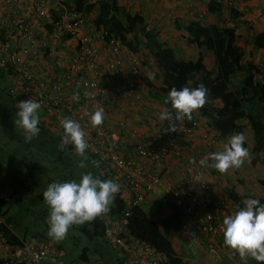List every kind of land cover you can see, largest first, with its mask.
<instances>
[{
  "label": "built area",
  "instance_id": "1",
  "mask_svg": "<svg viewBox=\"0 0 264 264\" xmlns=\"http://www.w3.org/2000/svg\"><path fill=\"white\" fill-rule=\"evenodd\" d=\"M96 13L82 11L65 0H0V69L11 79L14 102L32 99L50 124L62 133L59 121H78L88 148L104 179L119 184L124 208L117 214L109 210L102 219V237L116 248V264H183L171 262L164 253L129 231L130 210L147 196L171 204L183 214L180 237L206 253L211 264H245L239 255L223 244L222 219L238 205L215 196L197 156H182L183 167L174 180H164L161 168L171 154L179 155L176 144L192 133L186 120L176 131H166L167 121L148 124L138 134L129 130L124 119L110 125L108 110L120 96L134 107L146 87L142 73L141 50L125 38L110 34L95 20ZM78 95L79 100L73 96ZM104 113L103 123L95 128L90 116ZM214 139L207 140L209 146ZM195 161V162H190ZM0 225L11 226L0 217ZM18 238L9 243L0 229L1 264H62L64 253L46 244L43 238ZM249 259L248 264H252Z\"/></svg>",
  "mask_w": 264,
  "mask_h": 264
},
{
  "label": "trees",
  "instance_id": "2",
  "mask_svg": "<svg viewBox=\"0 0 264 264\" xmlns=\"http://www.w3.org/2000/svg\"><path fill=\"white\" fill-rule=\"evenodd\" d=\"M65 1L72 3L77 10L84 14L95 11L96 23L104 27L108 36L114 34L125 38L124 34L129 33L128 44L133 49L146 50L152 55L157 70L161 74L162 86L160 90L162 92H168L173 86L179 89L184 86L196 87L203 83L208 90L206 103L196 111L205 115L209 120V125L220 135L242 133L245 124H247L253 135L251 151L262 155L264 160V72H256L258 76L262 77L261 81L253 80V73L250 71L251 62L243 60L242 48L235 44L230 34H226L224 41L221 40L220 30L223 31L226 26L223 25L219 28L214 25L204 26L193 20L181 25L188 33L186 41L188 43L195 42L199 49L198 57L187 61L175 55L172 47L159 42L155 31L147 29L138 14H129L122 6L117 5L116 0ZM219 9L220 6L217 3L210 1L206 11L214 13ZM237 14L236 9L232 8L227 16L234 18ZM246 39L247 41L244 39L245 42L260 48L264 53V36L262 34L255 35L247 32ZM208 51L212 52L211 67H206L203 62V57ZM6 73L0 69V76L7 77ZM236 74L240 75L239 79H236ZM144 81L147 86H150L148 81ZM10 89L11 84L10 88H6L7 95H11ZM151 94L157 96V94ZM166 107L168 106L166 105ZM186 122L191 123L187 120ZM98 176L102 178L101 175ZM261 185L264 187V181H261ZM10 197H0V216L9 223L11 221L8 216H5L7 209H4V204ZM123 201L122 193L118 192L113 204L109 207L110 212L112 214L119 213L124 208ZM260 201L264 203L263 199ZM238 202L242 206L241 201L238 200ZM128 227L130 233L164 253L171 262L179 261L169 240L161 234L156 222L146 215L140 206L130 210ZM102 228V219L97 217L93 221L81 225L79 229L89 237H94L102 236ZM0 229L9 243L19 242L17 236L4 225H0ZM85 254V250H83L80 257L85 258ZM253 264H264V261Z\"/></svg>",
  "mask_w": 264,
  "mask_h": 264
},
{
  "label": "crops",
  "instance_id": "3",
  "mask_svg": "<svg viewBox=\"0 0 264 264\" xmlns=\"http://www.w3.org/2000/svg\"><path fill=\"white\" fill-rule=\"evenodd\" d=\"M210 1L220 6V0H116V3L122 6L129 14H138L143 25L146 26L147 29H153L155 31L156 38L159 42L169 45L174 51L178 50V56L187 61L196 59L199 50L195 42L188 43L186 41L188 33L181 27V25L191 20L197 21L204 26L214 25L219 28L223 25L226 26V24H224L227 20L226 18L232 22L234 18L239 15L240 18H244L245 20H249L248 17H252L254 24H252V28H249L247 32H251L255 35L262 34L264 36V11L262 10L264 7V0H233L240 4L242 9L245 8L247 15H244L243 12H239L240 14L232 18L227 16V13L226 18L221 17L219 19V25L214 21H210L213 20L216 13L219 14V12H221V7L218 12H207V4ZM201 14L206 16L201 18L199 16ZM256 27L260 30L257 31ZM224 32L225 29L223 31L220 30L222 41H224L222 39ZM235 44L240 46L237 42ZM250 46L251 49L261 52L264 55L260 48L251 44ZM141 52H143L141 57L143 78L149 82L150 86H146L139 92L142 96L141 101L135 104L134 107H131L125 99L117 95L115 104L110 106L108 110L110 125L116 128V119H124L128 125V132L132 128H138V134L140 132L142 133L148 124L161 121L158 119V113L166 108L163 99L168 93H164L160 90L162 86L161 74L156 69L157 67L152 55L146 50L141 49ZM242 58L246 60L245 62H250V60L244 56ZM203 62L206 67H209L208 65L210 64L212 65L211 51H208L203 57ZM252 67L253 64L251 62L250 69ZM149 76H151V79H149ZM260 78L262 80V77L259 76V81H261ZM10 84L7 86L8 88H10ZM151 88H154L153 90H155L157 96L150 94L149 91L152 90ZM10 96L11 95H8L10 100L13 101ZM39 120L41 126L38 125V127L43 128L46 126L47 129L53 128L58 132L54 126L49 123L46 116H41ZM191 120H195L192 133L188 136L181 137L176 144L179 155L176 156L175 154H171L166 164L161 168L164 180H174L176 175L182 170L183 163L180 157L197 156L201 159L209 153L221 151L228 137L234 135V133L220 135L209 125L208 118L205 115L199 114L197 111L193 113ZM242 133L245 136L244 146L247 147L249 152V157L244 164L239 168L229 169L225 173H219L215 169L210 168L208 164H210L211 161L203 166L205 178L213 189L214 195L228 198L231 203L238 206H240L238 200L241 201L240 203L247 198H259L264 200V187L261 185V181H264L263 156L251 151L253 135L247 124H245ZM131 135L132 136L128 139L129 141H127L128 143L131 142L134 137L136 138L137 133L135 135L131 133ZM209 139L215 140L211 146L207 144V140ZM140 208L146 215L151 218L153 217L152 219L158 225L161 234L169 240L175 256L179 258V262L183 264H211V259L206 253L199 251V249L190 242H185L181 239L179 231L183 214L179 210L175 209L169 203L162 204L157 197H152L150 195L140 204ZM183 242L193 246L192 249L199 255L198 259H190L187 256L180 255L176 251ZM1 255L2 249L0 248V257ZM117 260L118 258L116 262ZM224 262L233 263L229 259H224ZM253 263L254 261L252 264Z\"/></svg>",
  "mask_w": 264,
  "mask_h": 264
},
{
  "label": "clouds",
  "instance_id": "4",
  "mask_svg": "<svg viewBox=\"0 0 264 264\" xmlns=\"http://www.w3.org/2000/svg\"><path fill=\"white\" fill-rule=\"evenodd\" d=\"M207 91L203 83L196 87L170 88L163 101L168 107L158 113L159 120L168 122L166 131H176L179 121L191 120L193 113L206 103ZM73 99L78 101L79 96L74 95ZM17 105L18 118L14 122L23 131L27 143L40 132L38 113L41 105L32 99L20 101ZM103 119L102 110L93 111L89 120L91 127L101 125ZM59 124L62 128L60 147L72 146L76 155L81 157L77 167L85 168L88 144L81 124L67 117L61 119ZM244 145L245 136L236 133L228 137L221 151L207 154L198 163L203 167L211 161L208 166L219 173L239 168L249 157ZM118 192L119 184L116 181L101 179L91 171L81 172L79 178L50 182L42 193L47 209L46 235L55 241L63 240L74 225H84L106 213ZM0 217L11 226L10 232L25 238L15 233L12 224ZM222 232L223 244L234 250L245 264H248L249 259L254 262L264 261V203L259 198H247L233 213L225 215L222 219Z\"/></svg>",
  "mask_w": 264,
  "mask_h": 264
},
{
  "label": "rangeland",
  "instance_id": "5",
  "mask_svg": "<svg viewBox=\"0 0 264 264\" xmlns=\"http://www.w3.org/2000/svg\"><path fill=\"white\" fill-rule=\"evenodd\" d=\"M220 7L221 12L216 13L210 22L214 21L219 25V19L226 18V14L232 8L236 9L238 14L243 12L247 15L245 8L242 9L240 4L233 0H220ZM262 10L264 11V7ZM199 16L203 18L206 15ZM226 19L222 39L224 40L226 34L232 36L233 41L241 46L243 56L253 64L250 69L253 80H259L256 71L264 72V55L251 49L250 44L245 42L247 30L254 24L252 17H248L247 21L240 18V15L232 22ZM256 30L260 29L256 27ZM174 53L178 56L179 51L176 50ZM235 76L236 79L240 78L238 74ZM236 81L238 83V80ZM10 82V78L0 76V196H11L4 204V209H7L5 216L10 218L14 232L21 236L25 235L26 239L43 238L49 246L62 250L64 253L61 258L62 264H115L120 256L119 251L109 245L102 236L89 237L79 229L81 225L71 227L61 241H55L46 235L47 209L43 203L42 193L47 185L54 180L79 178L81 172L91 171L94 175L100 174L95 158L87 154L86 167L83 169L77 167L81 157L76 155L72 146L63 149L60 147L62 133L59 134L53 128L39 127V134L30 142H25L23 131L16 127L14 122L18 118L16 116L18 105L6 94ZM151 89L150 94L153 92L156 94L154 88ZM38 115L39 118L44 115L41 109ZM39 125L41 126V123ZM101 179H104L103 176ZM179 247L176 251L180 255L198 259L199 255L192 249V245L183 242ZM83 250L86 253L85 258L80 257Z\"/></svg>",
  "mask_w": 264,
  "mask_h": 264
}]
</instances>
